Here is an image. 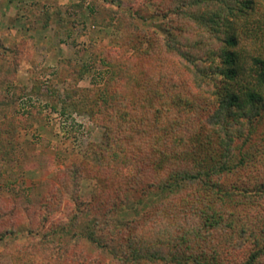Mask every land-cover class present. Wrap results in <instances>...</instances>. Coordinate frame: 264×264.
I'll return each instance as SVG.
<instances>
[{"label": "rangeland", "instance_id": "1", "mask_svg": "<svg viewBox=\"0 0 264 264\" xmlns=\"http://www.w3.org/2000/svg\"><path fill=\"white\" fill-rule=\"evenodd\" d=\"M173 5L172 0H0V124L6 126L0 135V264H120L80 235L90 217L122 215L130 225L121 226L126 235L160 222L154 207L142 206L150 199L146 191L120 190L119 196V175L107 168L106 181L100 178L108 118L98 124L83 101L85 94L107 97L118 91V67L129 64L165 72L163 87L168 81L177 92L196 91L185 65L165 50L167 27L180 34L192 25L171 13ZM207 112L197 115L203 119ZM199 122L191 124L201 134ZM234 127L231 164L241 157L244 163L217 180L225 188L252 189L264 182V116ZM74 165L80 177L67 189L77 201L63 185L71 183ZM74 203H83L74 235L63 234L57 229L76 213ZM257 204L245 203L247 214L264 227V203ZM235 236L231 227L213 231L212 240L226 247L224 260L231 257L225 245Z\"/></svg>", "mask_w": 264, "mask_h": 264}, {"label": "trees", "instance_id": "2", "mask_svg": "<svg viewBox=\"0 0 264 264\" xmlns=\"http://www.w3.org/2000/svg\"><path fill=\"white\" fill-rule=\"evenodd\" d=\"M172 1L171 13L193 26L180 28V34L167 27L165 50L185 65L196 91L177 92L168 81L163 87L165 72L129 64L118 67L120 89L107 92L111 101L87 94L83 101L98 124L108 118L106 142L99 148L100 178L106 181L107 168L119 175V196L138 188L146 191L150 199L139 203L154 207L160 222L152 230L126 235L121 226L130 225L122 215H93L80 235L120 264H264V227L245 207H263L264 182L252 189L225 188L217 180L244 163L241 157L231 164L234 125H250L264 116V13L258 14L264 0ZM192 32L196 37L189 36ZM203 89L209 93L202 94ZM195 118H201L197 125L204 133L192 126ZM5 129L0 124L1 136ZM71 172V183L63 185L77 201L75 191L67 188L78 183L80 169L74 165ZM74 204L76 213L57 229L63 234L74 235L72 226L83 203ZM134 211L138 213L136 207ZM226 227L236 230L225 245L229 260L223 259L226 247L212 240L213 231Z\"/></svg>", "mask_w": 264, "mask_h": 264}]
</instances>
